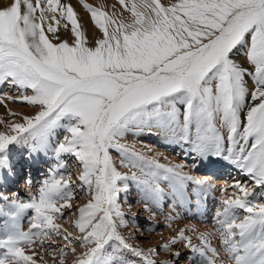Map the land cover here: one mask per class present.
Segmentation results:
<instances>
[{
  "label": "snow or ice",
  "instance_id": "snow-or-ice-1",
  "mask_svg": "<svg viewBox=\"0 0 264 264\" xmlns=\"http://www.w3.org/2000/svg\"><path fill=\"white\" fill-rule=\"evenodd\" d=\"M79 3L100 33L92 41L70 0H0V84L38 109L0 131V165L8 145L29 129L51 127L67 113L79 117L57 148L77 161L76 175L61 173V163L38 195L14 201L17 216L34 215L27 231L16 225L0 239V264H38L43 256L34 245L43 249L53 237L65 242L59 264H132L130 257L156 264L157 249L144 252L119 231L126 181L143 190L145 210L162 207L166 197L184 199L186 182L207 181L120 142L154 130L196 155L230 158L254 181L232 185L236 191L216 209L215 232L201 233L200 244L184 230L171 244L186 241L204 264H218L210 244L218 236L229 264H264V202H249L264 187V0H119L126 17ZM238 45L245 49L241 62L234 58ZM110 150L135 170L121 173ZM77 189L88 199L72 211ZM66 209L76 216L73 231L57 222H67Z\"/></svg>",
  "mask_w": 264,
  "mask_h": 264
},
{
  "label": "rangeland",
  "instance_id": "rangeland-1",
  "mask_svg": "<svg viewBox=\"0 0 264 264\" xmlns=\"http://www.w3.org/2000/svg\"><path fill=\"white\" fill-rule=\"evenodd\" d=\"M111 1H114V4ZM117 1L119 0H85L86 3L92 4L94 7H102V10L108 11L109 13L115 12L118 14V17H120V14L123 17L128 16L129 14L127 12L125 14V12L121 10L123 8H121V4L119 3V5ZM70 2L76 8L75 10H77L78 18L86 29L88 40L100 35L98 30L94 27V23L91 21L90 13L83 8L82 4L79 3V0H70ZM5 3L6 2H4V4ZM117 8H119L121 13H117L119 12ZM64 34L63 30H61L60 35L63 36ZM88 35L93 36L91 37ZM63 37L66 38V34ZM244 51L245 49L239 45L237 46V49L233 50L234 58L237 62H241L245 59V56L243 55ZM27 94L30 95L31 90H27ZM9 95L13 97L12 100L7 99ZM17 95V90L11 88L7 82L0 88V96L3 97V103H0V121L3 122L0 123V131L6 130V124L23 122V116L35 115L38 110L36 107L17 101L15 99ZM54 118L55 116L53 119ZM78 121L79 117L72 113L60 115L59 119L55 122V126L51 127L47 132H45L47 127L37 125L33 129H29L27 132L21 134L17 141L8 145L4 153V156H6V162L0 165V239L9 235L16 225L21 226L24 231H27L29 228V220L31 216L34 215L31 210H27L23 214L17 216V209L13 203L14 196L9 197V191L16 189L18 194L15 198L19 196L20 202H28L32 196L38 195V190L42 186L43 181L50 178L53 171H55L61 163L66 165L65 168L60 169L61 173H71L73 176L76 175L74 168L77 165V161L70 153H61L57 155V148L59 147V144L63 142L64 138L70 135L69 129L77 124ZM138 140H140V142H148V144H146L145 147H139L138 144L140 143H138ZM120 142L139 148L140 150L137 151L148 157H154L152 152L157 151L159 154H157L155 158L158 159L159 163L166 162V164L173 163L174 166L181 165L183 166L182 172L187 175L191 176L195 172L194 174H209L214 177L216 176L214 179L221 180L222 186L227 187L226 193L232 194L234 191V188L231 186V183L233 182L230 183L227 181L231 178H236V175L228 179L225 174L229 173L228 175L231 176L235 174L233 170L226 167L223 168L220 164L215 163L206 169L204 162H195V158H192L193 153H191L190 150H187V147L180 148L177 145L178 142L166 140L164 138L160 139V141H150L145 134L141 135L140 133H128ZM40 148H42L41 152L44 155L43 161L45 167L41 165V160L37 162V165H34L32 162L35 161L33 159L41 154L39 153ZM110 151L115 159L116 167L121 173L135 170L122 167L120 164L121 155L114 150ZM200 157L201 159L204 158L203 155H200ZM179 161L183 162L179 164ZM217 166L218 168L213 170V168H216ZM4 172L6 173L5 175ZM9 172L10 174H7ZM239 176L240 180L238 178L234 182H239L245 186H252L254 184L251 175L244 177V175L241 176L238 174V177ZM194 180L196 179L194 178ZM198 180H203V176ZM18 183L19 185L17 187L16 184ZM126 184L127 191L122 192L120 198L121 210L124 213V223L119 231L128 242L139 247L144 252H148L150 249H157L158 251L152 256V259L156 261V264H204L203 258L198 253L192 252L186 246V241L177 240L175 244H171V241L173 237H178L181 230H184L185 235L192 238L193 244H200L198 236L191 234L189 230L190 226H195L194 224L208 226V231L214 233L217 227L215 223V212L216 209L220 207L219 202L221 198L212 199L210 196L201 195V197L204 198L199 196L200 199L196 202L194 201L196 195L193 196L191 193L196 185L194 182H186L187 192L185 198L189 203L190 209H198L200 214L198 218H195L196 215L193 216L188 214V216L187 213H184L180 208L181 206L178 204L170 205V200L167 197L163 201L162 207H152L149 205L148 207L150 210H145L146 202L142 198L143 190L134 181L128 180L126 181ZM162 186L164 185L162 184ZM77 193L78 198L73 202L72 211H74L78 205L85 203L88 199L87 194H82L83 190L77 189ZM197 193L200 195L201 192ZM221 193L223 195L225 192L221 191ZM255 196L263 197L264 187L254 189L249 197L250 203L259 202L255 200ZM212 200H216L217 203H212ZM7 209L12 210V214L14 215L13 220L7 217ZM69 213L70 210L66 209L64 214L67 218V222L65 219H60L57 222L62 225L64 230L73 231V222L76 219V216L70 215ZM241 215H243V213H241ZM7 219L9 225L6 224ZM10 221L12 222L10 223ZM217 238L218 237H216V239ZM213 240L214 242H212V245H214L213 247L219 252L218 263L221 259L220 257L224 256L226 259L221 260L220 264H227L228 259L223 251V246L219 243V239L215 240L213 238ZM64 244L65 242L63 240L53 237L51 241H45L43 249H41L39 244L34 245L36 251L43 256V261L37 257L38 264H59L60 256L58 248ZM164 245H169L168 250L164 249ZM53 252L56 253L55 256L53 255ZM173 253H178L179 255L174 256ZM130 261L132 264H144L143 260L138 257H130Z\"/></svg>",
  "mask_w": 264,
  "mask_h": 264
},
{
  "label": "bare ground",
  "instance_id": "bare-ground-1",
  "mask_svg": "<svg viewBox=\"0 0 264 264\" xmlns=\"http://www.w3.org/2000/svg\"><path fill=\"white\" fill-rule=\"evenodd\" d=\"M116 1V0H115ZM3 2H6L5 4H8L9 3V0H4ZM111 2H113V4H114V1H111ZM33 3H35V0H33ZM117 3L119 4V1H117ZM116 3V4H117ZM117 4V5H118ZM120 5V4H119ZM118 5V6H119ZM122 6V5H121ZM121 8H123V6L121 7ZM120 8V9H121ZM76 9V8H75ZM118 10H119V8H117ZM122 11H124L125 12V14H126V11L124 10V8L123 9H121ZM77 11V10H76ZM123 12V13H124ZM115 13V12H114ZM117 13H121L120 12V10H119V12H117ZM118 15V14H117ZM120 16H121V14H120ZM84 20V19H83ZM91 24V23H90ZM89 24V25H90ZM88 26V25H87ZM91 26V25H90ZM90 28V27H89ZM89 32V31H88ZM91 33V32H90ZM89 33V34H90ZM92 34V33H91ZM62 35V34H61ZM65 35V34H64ZM63 35V36H64ZM63 36H61V38H64ZM88 36H91V35H88ZM93 36V35H92ZM91 36V37H92ZM96 36V35H95ZM97 36H99V35H97ZM96 36V37H97ZM90 38V37H89ZM91 40H89V41H92L93 39H94V37H93V39L92 38H90ZM3 84H0V88H1V86H2ZM56 124V123H55ZM55 124L53 125V126H55ZM53 126H51V127H53ZM51 127H47L46 128V130H45V128H44V130H45V132H47ZM43 130V131H44ZM141 135H144L145 134V136L151 141V140H153V141H160V139H166V140H172V141H174V142H178V141H176L175 139H173V138H166V136L162 133V132H160V131H156V130H154V131H152V132H147V131H145V132H143V133H140ZM30 139H31V136H30ZM35 140V139H34ZM43 140V139H42ZM35 142V141H34ZM44 142H45V140H44ZM138 143H140V144H138V146L139 147H145V145L146 144H148V142H143V141H141L140 142V140H138ZM32 144V143H31ZM177 144V143H176ZM180 148H186L187 147V150H190L191 151V153H193V151H192V149H191V147L189 146V145H187V144H184V143H181V142H178V144H177ZM135 149L136 150H140L139 148H137V147H135ZM40 150V152L39 153H41L40 155H38L37 156V158H35V159H33V160H35V161H32L33 162V164L34 165H37V162L39 161V160H41V165L42 166H44L45 167V163H44V161H43V159H44V155L42 154V152H41V150H42V148H40L39 149ZM187 150H185V151H187ZM120 154V153H119ZM157 154H159L157 151H153L152 152V155L155 157ZM121 155V154H120ZM206 156V157H205ZM203 157L204 158H202L201 159V157H200V155H196V154H194L193 153V156H192V158H195V162H198V163H201V162H204V164H205V168L207 169L209 166H212V164L213 163H215V164H220V166H222L223 168L224 167H226V168H228V169H230V170H233V172L235 173V174H233V175H228L229 173H225L226 175H227V177H228V179H230L231 177H233V176H235L236 175V178H231L230 180H228L227 182H233V183H231V186L234 184V183H237V182H234L236 179H238L239 178V180H240V176L238 177V174H240L241 176H243L244 175V177L245 176H248L249 174H247L244 170H242L236 163H234L230 158H226L225 156H223V155H216V154H212V153H205L204 155H203ZM25 160V159H24ZM183 161H179V164H181ZM161 164H165V165H167V166H174V164L173 163H167L166 164V162H160ZM218 168V166L216 167V168H213V170H215V169H217ZM7 172V171H6ZM218 173H220L219 171H217ZM195 173V172H194ZM193 173V175H191L193 178H195V179H200V178H202V176H203V180H206L207 181V184H205L203 187H198V186H195V189L191 192V193H196V196H195V198H194V201H199V196L201 197V195H206V196H210V197H212V199H219V198H223V197H226V196H229V195H231L230 193H226V191H224L225 193L222 195V193H221V188L222 189H227V187L226 186H222V183H221V180H218V179H214L215 177L214 176H211V175H209V174H206V175H204V174H194ZM6 173L4 172V175H5ZM7 174H10V172L9 173H7ZM29 174H30V172H29ZM34 175V174H33ZM43 175V174H42ZM250 176V175H249ZM208 177V178H207ZM211 178V179H210ZM242 179V178H241ZM253 181V180H252ZM12 182H13V180H12ZM222 182H224V181H222ZM35 184V183H34ZM18 185H19V183L18 184H16V186L18 187ZM37 185V184H36ZM230 186V187H231ZM234 188V187H233ZM166 191H167V188L165 189ZM234 191H236V189L234 188L233 189ZM233 191V192H234ZM197 192H201L200 193V195H199V193H197ZM9 193V197H11V196H14V201H18V202H20V199H19V196L18 197H16L15 198V196L18 194V191H16V189H14V190H12V191H9L8 192ZM211 194V195H210ZM229 194V195H228ZM185 197H186V195H185ZM201 198H204V197H201ZM170 201H169V204L170 205H176V204H178L179 206H181L180 208L182 209V211L184 212V213H187V215L189 214V215H193V216H195V218H198L199 216H200V214H199V211H198V209H190V206H189V203H188V201H187V199L186 198H184V199H176V200H171V199H169ZM255 200L256 201H259V202H264V196L263 197H260V196H255ZM193 201V200H192ZM211 201V200H210ZM202 202V201H201ZM213 202H215V203H217V201L216 200H212V203ZM249 202H250V199H249ZM14 203V202H13ZM201 210V209H200ZM7 211H8V216L7 217H9V218H11V220H13V212H12V210H10V209H7ZM192 211V212H191ZM177 212V211H176ZM10 215V216H9ZM188 215V216H189ZM174 216H176V215H174ZM190 218V217H189ZM12 221H10V223H11ZM6 224L7 225H9V221H8V219H7V221H6ZM205 224V223H204ZM195 226H190L189 227V230H190V233L191 234H194V235H196V236H198L199 237V235L201 234V233H204V234H210L211 232H209L208 231V229H209V227L208 226H205V225H203V224H200V225H196V224H194ZM194 230V231H193ZM216 237H218V236H212V237H210V244H211V247L212 248H214L213 246L214 245H212V242H214V240H213V238L215 239V240H218V238L216 239ZM216 242V241H215ZM185 244H187V242H185ZM218 254H219V252H218ZM220 255H222V254H220ZM221 259L219 260V263L218 264H220L221 263V260H224V259H226L224 256L222 257H220ZM219 259V258H218ZM229 263V262H228ZM227 263V264H228Z\"/></svg>",
  "mask_w": 264,
  "mask_h": 264
}]
</instances>
